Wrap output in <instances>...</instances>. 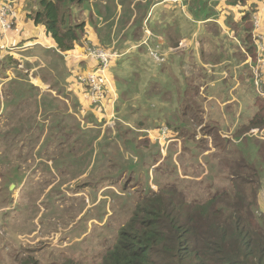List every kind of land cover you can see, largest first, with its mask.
<instances>
[{"label":"rangeland","instance_id":"obj_1","mask_svg":"<svg viewBox=\"0 0 264 264\" xmlns=\"http://www.w3.org/2000/svg\"><path fill=\"white\" fill-rule=\"evenodd\" d=\"M115 1L116 4L113 0H101L103 3L93 0L89 5L73 4L63 8L65 20L73 24L83 22L86 28L83 35L90 40L92 31L96 29L99 32L96 33L98 44L102 42L111 49L117 30H121L120 34L126 30L132 32L137 19L134 15L136 9L130 15L122 11L125 9L121 5L124 0ZM200 3L206 9L210 1L201 0ZM37 7L36 0H25L21 6L23 11H33ZM183 9V12L196 17L192 9ZM95 10L97 14L100 10L104 19L98 20ZM118 12L124 16L120 14L117 17ZM175 18L177 20L172 21V26L177 31H180L181 21L185 30L194 26L185 18L181 20L176 15ZM108 25L111 26L110 31L107 30ZM45 41L49 40L45 38ZM37 42L43 43L41 40ZM84 43L90 48L97 45L96 40L95 44L90 41ZM51 48L52 43H44L36 45L30 55H25L21 49L7 53L19 60L5 63L6 76L0 79V100L3 97L5 100L0 109V264H21L29 260H36L39 264H67L70 261L99 264L107 248L113 245L134 203L148 193L147 186L157 190L165 178L173 177L188 197L205 198L217 189L231 185V163L227 152L238 149L236 144L239 141L234 134L217 131L211 117L204 112V120L198 110L186 121L164 116L163 120L169 124L163 122L160 125L159 118L145 113L148 111L146 105L138 107L136 99L128 103L130 96L125 97L126 103L116 100L111 112L107 113L109 107L105 106L106 111H101V124L88 121L89 111L86 113L81 109L86 104H83L85 96L78 98L68 90L70 72L65 64L69 57L76 55L62 53L63 60ZM13 66L20 70V74H26L21 79L24 84L29 82L33 85V88L23 90V96H16L17 90L10 85L14 81L10 79L17 77ZM109 67L110 64L107 73ZM34 78L38 83L33 81ZM3 90L8 97L2 95ZM50 96L62 97L53 102ZM43 98L59 106L56 120L44 113ZM148 101L153 103L150 99ZM189 101L198 106L196 97L190 96ZM98 103L104 104V101L100 99ZM92 109L98 111L97 105L94 104ZM98 112V118L102 119ZM186 113L185 110L183 115ZM183 121L190 127L173 137V127ZM118 123L121 136L115 135ZM15 126H20L19 132L12 130ZM158 130L163 134L160 135ZM96 133L98 135L91 140L93 146L88 147V135ZM247 133L245 135L248 136ZM256 133L253 138L264 143V132ZM124 137H131L137 148L133 150L126 146ZM98 142L101 146L104 144L102 154L106 162L110 160V165L101 166V160L100 167L95 169L84 160L79 164L66 159L85 154L88 155L87 160L91 157L93 162L94 154L90 155L89 149L96 147L98 150ZM252 144L259 154L253 158L249 156L257 169V175L250 178L258 189L256 213L262 215L264 148H260L255 140ZM255 158L260 159V164ZM61 159L63 164L57 165ZM234 159L239 157L234 156ZM128 161L135 164L129 168ZM76 184L82 188H77ZM51 222L56 226L49 225Z\"/></svg>","mask_w":264,"mask_h":264},{"label":"trees","instance_id":"obj_2","mask_svg":"<svg viewBox=\"0 0 264 264\" xmlns=\"http://www.w3.org/2000/svg\"><path fill=\"white\" fill-rule=\"evenodd\" d=\"M36 1L38 7L35 10L24 11V19H27L32 26L25 31H17L16 20L12 11L15 10L16 5L21 8L25 0H0V7L7 8L11 23V29L7 31V34L11 35L14 32L18 37L16 44L12 42L11 46L14 48L23 46L21 52L30 55L36 45L45 43L44 40L41 44L35 39L37 38L35 37L38 33L37 29L40 28L51 40V50H54L61 57L62 52L82 45L87 54L86 58L76 62L67 59L65 68L70 72L69 76H73L78 85L84 89L88 100L87 105L84 104L81 109L85 110L86 113L89 111L88 121L101 124L103 120L101 111H106V109L104 104L98 102H100V99L103 101L105 99V102L108 101L107 92H110V88L103 91V96H98L96 100L91 101L89 96L91 86L81 84L78 77L91 70L89 67L95 68L99 63H102L100 58L89 51L92 49L106 51L109 54V61L114 57V53L107 51L105 47L95 45V48H90L87 44H83L86 40L83 35L86 31L85 24L83 22L73 24L70 20H65L66 14L63 10V8H69L73 4L89 5L90 0ZM184 1L186 2L185 8L192 9L197 17H200L199 15H203L205 10L209 9V6L204 9L200 3L201 0L194 1L191 5L192 1ZM209 1L211 0H207V2ZM107 14L109 15V13ZM107 27L108 30L111 29L109 25ZM125 37L127 38V35ZM4 48V45H0V53H3V57L0 59V79L6 76L5 63H14L15 60H19L11 54H5ZM127 57L125 56L123 59H128ZM12 68L17 77L10 79V81L14 80L10 85L17 90L16 96H23V90L26 87L33 88V85L29 82L24 84V80L21 79L26 74H20V70L16 66ZM136 77L132 74L130 79L124 83L127 88L124 91H118L119 96H117V99L121 103H126L125 97L131 91H139L140 86L143 87L139 82V74ZM134 81L136 82L134 83ZM2 95L8 97V94L4 95V90ZM112 95L113 93H111ZM50 97L53 102H56L62 96ZM130 97L128 103H132L137 96ZM136 100L138 101V107L142 104L146 105L148 110L155 107L151 106L148 100H144L143 96L137 97ZM4 101L3 97L0 100V109L3 107ZM6 101L9 103L8 98ZM41 103H43L44 113L56 120L55 114H57L59 106L56 103L46 102L44 98ZM94 104L97 105L102 119L98 118L99 112L92 109ZM260 105V109L248 124L233 133L239 143L236 144L238 149L227 152V157L231 163L230 186L219 188L205 198L188 197L177 186L178 183L173 177L165 178L159 183L157 190L147 186L148 193L134 203L129 217L118 230L113 245L107 248L99 264H264V214L256 213L255 199L258 189L256 182L251 180L250 177L257 175V169L249 158L250 155L253 158L259 154L252 141L255 140L259 143L260 148H264V143L253 138L254 136L245 135L248 129L264 125V105ZM108 112H111V108ZM119 126L120 123L116 127L115 135L117 136H121V132L118 131ZM12 130L19 132L20 126H15ZM97 132L99 133V130ZM98 133L93 136L88 135V147L93 146L94 142L91 143V140ZM123 140L126 146L133 150L137 148L131 137H124ZM100 144L101 142L96 144L98 150L96 147L89 149V154H94L93 162L91 157L87 160L88 155L85 156V154L83 157L82 154L79 158H76V156L67 158L66 154L68 152H66L65 157L70 162L79 164H82L84 160L91 165V168L95 169L103 164L110 165V160L108 159V162H106L102 154L104 144L102 143V146ZM70 150L68 149V151ZM234 156H238L239 159H234ZM255 159L257 164H260V159ZM99 163L100 165H98ZM62 164L63 160L61 159L57 165L61 166ZM134 164L129 162L128 167L131 168ZM83 171L84 168L82 167L81 172ZM146 172L148 173V170ZM76 186L82 188L78 184ZM49 225L56 226L55 222H51ZM21 264H39V262L29 260L23 261ZM67 264L75 263L70 261Z\"/></svg>","mask_w":264,"mask_h":264},{"label":"crops","instance_id":"obj_3","mask_svg":"<svg viewBox=\"0 0 264 264\" xmlns=\"http://www.w3.org/2000/svg\"><path fill=\"white\" fill-rule=\"evenodd\" d=\"M114 1L113 3L116 4L117 1ZM190 1H192L191 5L197 0ZM121 5L125 8L122 11L130 15L131 11L136 9L134 15L137 19L132 32L124 30L125 32L120 34L121 30H117L116 35H113L116 39L112 42L111 49L102 42L98 44L99 32H96V29L92 31L91 40L88 36L85 40L92 44H95L96 40L97 46L103 45L101 47L114 53L108 72L112 89L107 92L108 101L105 102L104 99V105L111 108V111L115 101H119L118 91L127 88L124 83L132 74L135 78L139 74V82L143 87L140 86L139 91H131L128 96H143L144 100L150 99L155 103L148 101L155 107L145 113L149 117L159 118L160 125L163 122L169 124L167 120H163L164 116L179 117L186 121L195 110H198L203 117L204 112L211 117L216 123V126H212L218 128L217 131L233 134L255 116L260 109V103L264 105V96L258 94L254 85L255 70H258L264 88V63L257 62L259 57L264 59V51L259 55L256 49L258 35L261 37L259 40L264 49V0H211L208 4L209 9H206L201 17L183 12L184 0H124ZM120 14L118 12L117 17ZM13 15L17 31H25L32 26L27 19H24L23 9L17 5ZM175 15L181 20L185 18L194 26L185 30L181 21L178 28L180 31H177L172 26V21L177 20ZM96 16L100 21L104 19L100 10L99 14L96 12ZM255 19L259 24L256 30ZM37 30L36 40L42 42L44 40L48 45L52 43L42 28ZM45 38L49 41H45ZM17 39L14 32L11 35L7 34L6 38L0 37V45L5 46V54L23 48V46L9 50L6 48L7 43L16 44ZM62 53L69 56L75 54L76 56L72 55V58H68L74 62L87 56L82 45ZM125 56H128V59H123ZM2 57L3 53H0V59ZM33 81L38 83L36 78ZM68 83H70L68 90L78 98L85 96L86 101H83V104L86 103L88 99L84 89L78 85L73 76H69ZM190 96L197 98L198 106L193 101H189ZM185 110L187 113L183 115ZM185 121L173 127V137L190 127ZM256 131L264 132V125L263 128L252 127L245 133L255 136ZM159 134L162 135L163 132Z\"/></svg>","mask_w":264,"mask_h":264},{"label":"built area","instance_id":"obj_4","mask_svg":"<svg viewBox=\"0 0 264 264\" xmlns=\"http://www.w3.org/2000/svg\"><path fill=\"white\" fill-rule=\"evenodd\" d=\"M12 8V5H11ZM13 12V11H12ZM258 20H254V28L255 30L258 29ZM11 29V23L9 20V15L7 13V8L5 7H0V37L6 38L7 37V31ZM258 38L260 39L261 37L258 35ZM256 40V49L258 51V54L260 55L264 49L262 46V43L260 40ZM6 48L9 49H14L10 44L7 43ZM98 50H91L89 51L91 54L95 55L96 57L100 58L102 63H99L98 66L95 68H92L91 70L86 71L84 74L80 75L78 77V81L81 84H88L91 86L90 90V98L91 101L96 100L98 96H103V91L111 88L110 80L108 78V65L110 64L109 61V54L106 51L100 50L102 53L97 52ZM105 52V53H104ZM89 54V53H88ZM258 63L263 64L264 59L259 57L257 59ZM254 85L256 87V91L258 92L259 95L264 96V88L260 80V74L258 70H255V75H254Z\"/></svg>","mask_w":264,"mask_h":264}]
</instances>
